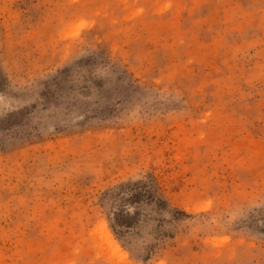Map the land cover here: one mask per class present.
I'll return each instance as SVG.
<instances>
[{"label":"rangeland","instance_id":"1","mask_svg":"<svg viewBox=\"0 0 264 264\" xmlns=\"http://www.w3.org/2000/svg\"><path fill=\"white\" fill-rule=\"evenodd\" d=\"M0 264H264V0H0Z\"/></svg>","mask_w":264,"mask_h":264},{"label":"trees","instance_id":"2","mask_svg":"<svg viewBox=\"0 0 264 264\" xmlns=\"http://www.w3.org/2000/svg\"><path fill=\"white\" fill-rule=\"evenodd\" d=\"M144 187H147V186H144ZM152 188L154 187V183H152ZM148 198H153V196L151 195V193L148 194Z\"/></svg>","mask_w":264,"mask_h":264},{"label":"bare ground","instance_id":"3","mask_svg":"<svg viewBox=\"0 0 264 264\" xmlns=\"http://www.w3.org/2000/svg\"><path fill=\"white\" fill-rule=\"evenodd\" d=\"M113 247L115 248V244H113ZM115 250L118 251V248L116 247Z\"/></svg>","mask_w":264,"mask_h":264}]
</instances>
